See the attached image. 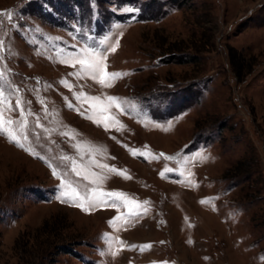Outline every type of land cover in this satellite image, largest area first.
Wrapping results in <instances>:
<instances>
[{
    "label": "rangeland",
    "instance_id": "374dc122",
    "mask_svg": "<svg viewBox=\"0 0 264 264\" xmlns=\"http://www.w3.org/2000/svg\"><path fill=\"white\" fill-rule=\"evenodd\" d=\"M0 123V264H264V0H0Z\"/></svg>",
    "mask_w": 264,
    "mask_h": 264
},
{
    "label": "snow or ice",
    "instance_id": "6c2138e0",
    "mask_svg": "<svg viewBox=\"0 0 264 264\" xmlns=\"http://www.w3.org/2000/svg\"><path fill=\"white\" fill-rule=\"evenodd\" d=\"M78 55H84L85 59L79 60V63L81 65V73H78L77 75L83 74L86 76H90L93 79H98L101 84H106L108 77L115 79L121 76V73H108L106 71L104 58L99 52H95L94 50L92 52H89L88 50H85L84 53ZM94 99H98V98H94ZM108 99L114 101L117 100L118 98L109 97ZM18 106H19V102H18ZM7 123L11 125L12 121H8ZM0 132H5L11 138L10 129L3 127L2 123H0ZM17 143L19 144V141H17ZM19 146L23 147L22 144H19ZM169 159H171V157H169ZM83 195L85 196V199L89 204L94 203V199H88L87 194H83Z\"/></svg>",
    "mask_w": 264,
    "mask_h": 264
},
{
    "label": "trees",
    "instance_id": "16d2710c",
    "mask_svg": "<svg viewBox=\"0 0 264 264\" xmlns=\"http://www.w3.org/2000/svg\"><path fill=\"white\" fill-rule=\"evenodd\" d=\"M65 251H68V250H65Z\"/></svg>",
    "mask_w": 264,
    "mask_h": 264
}]
</instances>
